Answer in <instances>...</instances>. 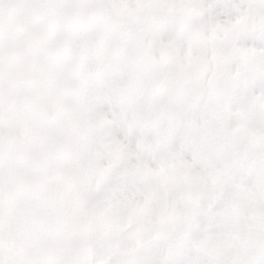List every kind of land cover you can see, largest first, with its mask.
<instances>
[{"label":"snow or ice","instance_id":"snow-or-ice-1","mask_svg":"<svg viewBox=\"0 0 264 264\" xmlns=\"http://www.w3.org/2000/svg\"><path fill=\"white\" fill-rule=\"evenodd\" d=\"M0 264H264V0H0Z\"/></svg>","mask_w":264,"mask_h":264}]
</instances>
